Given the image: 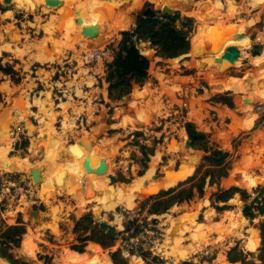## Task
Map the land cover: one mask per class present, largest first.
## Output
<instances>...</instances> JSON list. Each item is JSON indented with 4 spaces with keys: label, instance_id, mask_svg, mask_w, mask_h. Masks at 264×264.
<instances>
[{
    "label": "rangeland",
    "instance_id": "1",
    "mask_svg": "<svg viewBox=\"0 0 264 264\" xmlns=\"http://www.w3.org/2000/svg\"><path fill=\"white\" fill-rule=\"evenodd\" d=\"M75 1L61 0L55 2V6L49 7L45 5L44 1L34 0V5L30 1L28 4L22 2L21 4L5 7L2 4V0H0V60L2 64L10 63L13 65L14 70L17 72L15 77L19 80V84L16 85L11 81L10 76H2V83L0 82V135L7 136L6 138L9 139L8 150L4 154L0 152V166L5 165L4 161H13L16 164L10 173L0 169V229L5 226L15 225L19 214L26 228V233L22 236V241L18 248H12L9 245L0 243V264H64L59 257L60 255H63L64 260V255L67 256L66 264H77L76 255L70 249L72 244H76V236L72 234V227L75 220H78L86 213L91 214L92 208L98 206L97 201H91L89 198L92 196L89 191L96 193L95 189H91V184H89L90 188L84 187L81 181L75 191L71 192L72 184L71 189H66L65 191L61 183L50 186L51 199H49L43 190L42 184L39 182L38 187L36 186L37 184L31 181L28 167L38 161H42L47 156L53 157L52 161L59 166L60 164L57 161L59 151H65L71 160L75 159L76 157H73L69 151V146L79 140V138H81L79 143L82 139L87 138L90 140V142L87 141L91 145L90 148L78 147V149H82L80 156L84 157V164L91 165V167H87V170L93 174L99 162L104 160L108 170L106 173L116 177L117 182L112 186H109V180L107 181L108 185L105 187L106 191H104L107 195L118 197L120 195L119 187H121L118 183L127 186L135 182L139 177H142L139 176V172L144 171L145 175V171L149 170V165L153 164L155 159L158 160V168L152 173V177L156 176L158 179L152 181V177L150 178L151 187L149 189L153 187L159 189L163 183H173V186H175L178 184L175 179L165 178L167 172H171L181 165L187 166L190 160H194L193 166L196 161L200 164L203 153L190 150L185 146L187 140L184 131L185 122L193 123L199 131L209 135L211 142H214L223 152L230 154L231 168L228 171V179L234 169L244 167L251 161V158L255 160V168H250L247 172L249 177L253 180L255 179L254 183H248L241 188L238 187L245 190L251 199L256 196L258 186L264 188V126H260L259 121L257 129L252 130L255 120L258 119L255 117L258 112L255 110L256 106L261 104V102L264 103V90L258 88L260 86L258 83L255 89L261 90L263 95L255 101L251 100V98L248 99L249 103L244 105L248 107V111L243 112L239 107L240 98L243 102V97L250 95V91L247 88L250 86V79L255 81L257 79L263 81L264 79V72L255 70L254 68L256 67L251 62V59L255 57L252 53L253 48L259 45L264 46V0L261 5L258 2L255 3L254 0H220L221 9H225L227 6L226 14L223 15L220 12L217 16L219 18L217 21L216 18L212 19V17L204 19V23L210 25L207 27H212V23L219 27L225 24H240L237 26L238 30L242 28L239 32L244 29V26L248 28L247 37L241 41H235L234 44L247 48L242 49V59L247 60L244 67H240L239 61L234 63V65L238 66L235 68L230 67L232 65L225 60L222 63H214L215 61H221L220 54L222 50H219L217 52L218 55L216 54L215 57L212 55L205 57L207 63L220 65L219 75L223 74L225 77H232L225 79V82H222V80L220 83H216L222 78L217 73L210 72L209 74L215 77V81L211 78L209 85V74L204 75L203 73L205 72L195 73L194 68H192V70L186 71H194L193 75L189 74L193 78H182L181 86L173 85L171 89L162 84L161 89H163V92L161 91L162 93H160L157 90L156 81L152 78L153 60L150 57L151 53L144 51L146 46L143 45L144 42H141L139 49L142 55L150 62L148 71L150 77L142 87L134 86L132 92L123 99L115 103H111L107 99L108 105L102 108L98 107L101 110L99 113L95 111L98 114L97 117H91V113L94 111H87L89 120H93L95 124H116L112 127L115 129H109L106 134L102 132V135L100 134L99 136H97L98 129H100L98 126V128L93 130L94 133L97 130L94 135L95 138L88 135L90 130L87 129L85 132L81 131L80 128L73 127L77 120H73L67 114L69 105L64 103V100H69L73 103V95L66 98L62 97L61 92L68 87L64 85V82L71 80L78 82L81 80L80 84H84V87H91V84H94L93 88L96 96L104 93V89L107 87H105L98 76H103L101 70L104 67L105 78L106 57H104L103 63H98V65L96 63L90 65L82 64L81 57L84 52L93 49L96 43L98 48L94 49H99L104 53L109 51L113 56L111 43L107 45L106 41L115 32L126 30L128 24H124L123 20L113 21L116 18L114 15L113 18H110L112 21L110 19H101L99 16L96 23L89 24L86 22L79 25L77 21L82 12L79 10L80 8L76 7L78 2ZM96 1L108 2L109 0ZM203 1L206 0H196L194 3L178 0V3L175 4L174 12H179L181 20L192 18L185 14L190 9L185 8L192 7L193 9L199 5V2ZM138 2L139 0H135L129 6L130 12L135 10ZM144 2L159 4V0H145ZM111 3H118L117 6L123 4H120L117 0L111 1ZM127 3H129V0H127ZM106 5L110 8L108 4ZM143 7L144 5L139 10ZM3 9H6V11L3 12ZM110 10L114 11L113 9ZM54 15L56 17L52 18ZM125 18H127V14ZM83 20L86 19L83 18ZM94 24L99 26L98 34L92 37L85 36L86 38L82 36L81 32L85 29V26ZM179 24V22L176 23L177 26ZM102 25L108 27V32L105 36L100 34ZM198 25L194 19L195 31L193 35L196 33ZM201 26L205 30V26ZM123 27L124 29H122ZM212 28L208 32L202 33L199 41L200 50L204 48L205 43L206 50L209 51V42L207 43L206 39L208 38L207 34H211ZM99 42L100 44H98ZM19 53H22V55ZM190 59L199 60L195 54H191ZM195 64L196 66L198 65L197 62ZM186 71H181L180 74L185 75ZM237 75H242V78L237 79L234 77ZM245 76L247 77L245 78ZM8 81L11 83H8ZM230 81H235L234 84H237L236 88H238L240 83L238 91L242 92L240 94L231 92L236 105L230 113L225 114L223 112L224 108L220 104L209 103L210 107L202 105L201 101L204 99L197 98L198 95L204 94L208 101L217 94L227 92V83ZM31 88H33L34 93L29 97L27 90ZM35 91H39V94L35 93ZM170 91L175 92L178 101H175V97L171 95L172 102L168 99L170 103L167 104L163 102L164 98L162 96ZM253 95L252 93L251 96ZM100 99L101 97L99 98L98 96L95 102L97 104L103 103ZM184 103H187L188 108L183 106ZM26 105L29 106L27 110L24 107ZM214 105H220V107ZM76 111L74 109V112ZM9 115L11 117L6 123ZM119 115L126 116L118 124L119 120L117 117ZM246 116H250L251 119L244 122ZM46 131L51 136L46 141H43L42 137L44 136L42 134ZM137 133L140 135L136 136L135 134ZM26 140L28 145L24 148L23 145ZM141 146L153 147L154 149L153 156H149V161L144 162L145 170H143L141 163L143 158ZM165 149L169 155L164 154ZM38 150L43 152L42 159L30 160V155ZM20 151H24L26 156L20 157ZM44 165L45 163L41 166H36L44 169L43 167L46 168ZM69 173L73 174L71 171ZM120 177H123L128 183L120 181ZM237 178L240 179L241 176H237ZM224 179H220L218 187L205 186L202 198L195 197L188 203L175 205L160 216H148L146 209L140 210L139 207V203L143 200L142 198L145 199V197L153 193L148 194L146 192L145 196L136 197L132 207L117 203L112 210L102 213L103 221L117 227V236L113 247H111L112 249L101 250L99 246L88 243L82 254H84V257L91 258L92 264H106L107 262L112 264L110 253L119 249V240L124 243L125 240L129 239V235L125 234L124 225L135 220L133 226L138 228L137 235L140 236V248L135 253V250L133 248L130 249L129 245L128 247L123 246L125 248L122 249L120 255L127 264H180L183 261H190L194 264H227L224 261L226 258L224 252L228 251L227 248L233 247L236 242L246 255V261L258 264L256 260L260 247L258 226L262 217H259L256 212L253 220L241 217L244 202L240 200L239 194L234 195L233 199L227 203L230 208L229 211L217 212L214 208L213 196L220 190L228 188L222 184ZM226 181L225 184H227ZM45 182L44 184L46 185L52 183L48 180ZM85 183L88 184L90 182L85 179ZM60 189L63 192L59 194ZM109 190L113 192L108 193ZM63 193L70 195L71 198ZM55 195L57 196L55 197ZM98 195H101V192ZM82 196L84 198L87 197L79 199ZM95 199L97 198L94 196ZM28 205H32L33 208L39 207L43 216L48 217L49 220L45 221L43 219L38 226L34 229L31 228L24 214V210ZM91 217L94 223L97 224L99 222L92 215ZM183 217L190 219V221H185L186 225H182L181 236L183 235V237L180 238L181 246L185 248L192 247L196 250L190 257L175 262L170 260L164 253L157 252V247H160L166 241L171 243L175 239V236H170L166 240V234H170L165 232L168 218L181 220ZM153 220H157V223H153ZM191 222L192 224H190ZM220 222L223 225L221 231L218 226H214V224ZM116 223L121 228L118 229ZM204 225L206 227L204 229L206 232V234L204 233L205 236L197 243H194L193 231L201 226L204 227ZM253 225H255V228ZM177 229H180V226H177ZM27 242L28 244L32 242V246H35L36 253L34 255H27L23 252ZM89 248H94L97 251L98 256L94 262L93 256L90 257L87 253ZM140 253L145 260L143 257L141 261L138 260Z\"/></svg>",
    "mask_w": 264,
    "mask_h": 264
},
{
    "label": "trees",
    "instance_id": "2",
    "mask_svg": "<svg viewBox=\"0 0 264 264\" xmlns=\"http://www.w3.org/2000/svg\"><path fill=\"white\" fill-rule=\"evenodd\" d=\"M119 1H122L120 3H124L122 6H125L128 10V5H126L127 0ZM175 1L177 2L178 0ZM184 1L190 2V0ZM142 3L143 0H139L135 10H139ZM148 5V3H145L144 7L135 14V27L132 31H120V39L111 43L113 56L112 60L106 63L104 78L107 84V99L110 101L116 102L123 99L132 92L134 86L142 87L150 77L148 73L150 62L144 55L140 54L134 42L147 43L148 49L154 51V57L162 60L177 59L189 54L191 45L194 53L200 51L199 41L202 33H206L212 28L205 26L204 30V27L199 25L196 33L193 35L195 31L194 19L184 18L181 20L180 14L177 11H175L172 16L168 17H165L160 12H154L152 17L147 18L143 16V12L144 8ZM5 11L6 9H3V12ZM177 22L180 23L179 26L176 25ZM204 48H206L205 43ZM208 49L209 51L212 49L209 43ZM193 72L194 71H186L185 75L192 74ZM16 74L17 72L14 70L13 65L10 63L2 64L0 60V82L2 76H10L11 81L18 85L19 80L15 77ZM234 77L242 78V75ZM207 102L211 104H220L230 110H234L235 108L232 93L230 91L217 94L211 97ZM120 117L123 119L125 118V116L119 115L117 119ZM260 118L261 116L255 120L252 130L257 129ZM184 131L187 139L190 141L191 149L203 153L201 163L194 169V167H196L195 164L193 166L194 160H190V163H187L186 166L188 168L187 172L181 173V180L187 178L186 180L179 182L173 188L170 187L167 190H161L148 199L142 200L139 203L140 210L146 209L148 216H160L175 205L188 203L195 197L202 198L205 186L218 187L220 179L228 177V171L231 168L230 154L223 152L214 142H211L209 135L199 131L193 123L185 122ZM135 135L139 136L140 134L137 133ZM27 145L28 141L26 140L23 145L24 148H26ZM153 152V147L141 146V153L143 155L141 163L143 170L146 169L144 162L149 161V156H153ZM143 175L144 171L139 172V176ZM119 180L128 183L123 177H120ZM256 191V196L251 199L250 195L245 190L235 186L230 187L216 193L213 196V202L215 204V210L217 212H223L230 209L226 204L233 199L234 195L239 194L240 200L244 202V206L241 210L242 216L245 219L253 220L254 213L256 212L259 217H262L258 226L260 247L256 260L258 264H264V188L258 186ZM134 221L124 225V230L128 231L130 226L134 225ZM25 233L26 228L19 214L15 225L5 226L3 229H0V243L9 245L12 248H18L21 244L22 236ZM72 234L76 236V244H72L70 249L74 251L78 260L84 259V254L82 253L88 242L95 243L99 245L101 249L107 250L113 247L115 236L117 235L108 236L104 232H101L98 229V223L96 224L93 222L90 213H86L78 220L74 221ZM134 234H138L137 227L134 229ZM28 242L25 244L23 252L27 255H34L36 253L35 246H32V242H30L31 244H28ZM246 249L248 250L247 247ZM109 256L112 264H127L121 257L120 251L112 252ZM64 257L67 262V256L64 255ZM226 261L231 264H254L246 261V255L239 248L237 242L226 252ZM106 264H108V262ZM180 264L194 263L183 261L180 262Z\"/></svg>",
    "mask_w": 264,
    "mask_h": 264
},
{
    "label": "bare ground",
    "instance_id": "3",
    "mask_svg": "<svg viewBox=\"0 0 264 264\" xmlns=\"http://www.w3.org/2000/svg\"><path fill=\"white\" fill-rule=\"evenodd\" d=\"M30 1H31V4L34 5V0H11V3H12V5L13 4H21L22 2L28 4V3H30ZM37 1H42L43 2L44 0H37ZM58 1H61V0H55V2H58ZM111 1H114V0H109L108 2L96 1V0H76L75 2L79 3V5L77 3L76 7L80 8L79 10L82 12V14H81V12L78 10L81 15L79 16V19H78L77 23L79 25L84 24L86 22L89 23V24L90 23L93 24V23L97 22V20L99 19V16H100L101 19L108 20L110 18H113L114 15H115V16H118V17L121 16L122 19H120V20H123L124 24H128V21H126L127 18H125V16L127 14V11H129V7H128V10H127V8L125 6L124 7L122 5L121 6H117L118 3L117 4H113V3H111ZM134 1L135 0H129V3H130L129 6L131 4H133ZM190 1L193 2L194 0H190ZM230 1H234V0H230ZM117 2L120 3L119 0H117ZM254 2L255 3L258 2L261 5L263 3V0H254ZM207 3H208V5H206L207 7H205L204 11L200 12L201 14L199 13V11L196 12V13H194V12L192 13L193 10L191 11V13H188L189 17L196 18L197 20H199L201 22V25H204V26H210V25H206L204 23V19L206 17H212V19L215 18L214 15H215L216 12H218L217 9L221 8L220 7L221 6L220 0H214V1L208 0ZM2 4H3V0H2ZM39 4H41V3H39ZM106 4H108L110 8H108ZM55 5L56 4H54L53 6H55ZM110 9H113L114 11H112ZM55 17H56L55 15L52 16V18H55ZM83 18H85L87 21L83 20ZM110 21H112V19H110ZM113 21H115V20H113ZM213 26L214 27L212 28L213 30H212L211 34H207L208 38H207V35H206L207 42H209L211 47H213V49H211L210 51L213 50L215 52H218L219 50H223L225 46L234 45L235 44V41L233 42V41H227L226 40L227 35H231V34L236 32V30L234 28L227 29V28H224V27H219L218 25H215V24H213ZM122 29H124V27ZM240 29H242V28H240ZM84 30H87L88 36L92 37V36L98 34L99 26H97L96 24L87 25V26H85ZM111 33H112V31H111ZM109 37H110V35H109ZM98 44H100V42ZM101 44H103V43L101 42ZM97 46L98 45L96 43V46L93 47V49L94 48H98ZM203 51L204 52H210V51L206 50V48H203L200 51H198L197 53H202ZM192 53H194L193 49H192ZM197 53H194V54L196 55ZM19 54L22 55V53H19ZM253 63H254V65H256L259 68H260V66L264 65V51H263L262 55H260V56H258V57L253 59ZM226 66H229V65H226ZM258 82H260V86L258 88H261L262 90H264V83H263L264 79H263V81H258ZM231 89H233L235 91L239 90L236 87H231ZM253 94L254 95L251 96L250 98H251V100L253 99L255 101V100H258L261 95H263V92L261 90L255 89ZM24 107H26V110H27V108L29 106L26 105ZM240 109L243 112L248 111V107L247 106H243ZM119 119H120L119 122L121 123L123 118L120 117ZM249 119H251V117L250 116H246L245 119H244V122L248 121ZM99 127H100V129H98V132H97V130L95 131V133L97 132V136H99L103 132L102 131L103 128H105L102 123L99 124ZM0 134H1V131H0ZM42 136H44V137H42V140L46 141V139H48L49 136H51V134H49V132L46 131L45 133L42 134ZM6 137L7 136L0 135V140L2 142V144L0 145L1 154H4L8 150V147H9V139L6 138ZM87 141L90 142V140L87 139V138L86 139H82L81 142L78 143V144H75L74 147H72L73 144L69 146V151L71 152V155L73 157H76L75 159L73 158L71 160L70 158H68V159L63 160V161L57 159L58 163L60 164L58 166L56 163H54L52 161L53 157L47 156L42 161H38V162L34 163L31 167H29V171L31 169H39V170L42 171V173H41V175L39 177L40 178L39 182H40V184H42V187L44 188L43 190H44L46 196L49 197V199H51L50 186H52V185H59V184L62 183V186L64 188L63 190L66 191V189L67 190L71 189V184H72V191L71 192H73V191L76 190L77 186L81 184V181L83 182L84 187L86 186L87 188L88 187L90 188L89 184H91V189L92 188H93V190L95 189L96 193L94 191H89L90 194L92 195L89 198H90L91 201H97V205L99 207L95 206V207L92 208V210L96 212V219H99V218L103 217V214H102L103 212H107L108 210H112L113 207L117 203H120V204L122 203L123 205H125L127 207H132L134 205V200H135L136 197L138 198L141 195H142L141 197H143L147 193L148 194L149 193H156L160 189L166 190V189H168V188L173 186V183H166V184L163 183L161 188H159V189L158 188H154V187L149 189L151 187L149 180L152 177V173H154L155 169L158 168V166H157L158 160L155 159L153 161V164L149 165V170L146 171L145 175H143L142 177H139V179L136 180L135 182H133V183L127 185V186H124V184L118 183L121 186V187H119L120 188V193L119 192L118 193L120 195L118 197H116L114 195H107L106 192L104 193V191H106L105 187H107V185H108L107 181H108V176L110 174L105 173V174L97 177V176L93 175L94 173L92 174L91 171L85 170L84 167H83L85 159H84L83 156H80V153L82 152V149H78V147L79 146H84V147L90 148L91 145ZM164 151L166 152L165 153L166 155H169V153H168V151L166 149ZM25 156L26 155H21L20 157H25ZM251 156H253V155H251ZM255 159H256V157H255ZM254 161L255 160H253L251 158L250 162H248V160H247L248 163L244 167H242V168L240 167V168L234 169V171H232V173H231L232 175H230L229 179L227 178L228 180L227 179L223 180V183H222L223 186L226 185L228 188L231 187V186H235V187H240L241 188V187H243L244 185H246L248 183H250V184L252 182L254 183L255 179L253 180L251 177L248 176V173H247L250 168H255L254 167V165H255ZM44 163H45L44 166H46V168L43 167L44 169H41L42 167L40 168L39 166L43 165ZM4 164L5 165L0 166V169L1 170H6V172H8V173L12 172L13 169L15 168V166H16L15 162H13V161H4ZM36 165H39L38 166L39 168ZM67 165H70L71 168L67 169V167H66ZM89 166L91 167V165H87L86 164V168L89 167ZM72 167H74V168H72ZM72 169H74V170H72ZM187 169L188 168L186 166L181 165L178 168H176L175 170L171 171L173 173V176H174L173 179H175L176 182H180V181L183 182V180H181V173H186ZM61 171H64L65 173L68 174L66 176L67 178L65 177L64 179H56L58 173L61 172ZM69 171H71V173L73 172V174H70ZM168 173L169 172H167V174ZM0 174H1V171H0ZM167 174H165V176ZM237 176H241V178L239 179V178H237ZM85 179H88V182H90V183L86 184L85 183ZM157 179L158 178L156 176H153L151 178L152 181H156ZM46 180H48L49 182H52V183H49L48 185H46V184H44V183H46L45 182ZM184 180H186V179H184ZM225 181L227 182V184H225ZM146 189H149V190H146ZM244 189H245V187H244ZM99 192H101V195H98ZM112 192H113L112 190L108 191V193H112ZM94 196L97 199L94 200ZM85 198H84V196H82V198H79V199H85ZM79 199L77 198V200H79ZM87 200H89V199H87ZM228 218L230 219L229 216H228ZM185 221H190V219H187L186 217H183L181 220L177 219V218L176 219L168 218V221H167L168 224L165 225L166 226L165 227V232L166 233L169 232L170 234H166V238H167L166 240H168L170 238V236H175V239H173V241H171V243L166 241V243L164 242L165 244L163 243V245H161L160 247H157V252L164 253L166 256L169 257L170 260L175 261V262L190 257L192 254H194V252L196 250V249L194 250V248H192V247L185 248L184 246H181V239L180 238L183 237V235L181 236V231H182V225H186ZM190 224H192V222ZM215 225L219 227L220 231L222 230V228H223L222 226L223 225L221 224V222L218 223V224H214V226ZM117 226H118V229L121 228V226L119 224H117ZM177 226H180V229H177ZM218 227H216V228H218ZM205 228L206 227L204 225V227L201 226V227H199V229H195V231H193L192 237L194 236V238H193L194 239L193 240L194 243H197L198 241H200L205 236L204 235V233L206 234V232L204 231ZM189 231H190V229H189ZM256 234H258V233L256 232ZM256 242H257V238H256ZM197 250H198V247H197ZM87 253H88V255L90 257L93 256L92 259L94 258L93 259V262H94L96 260L97 256H98L97 251L94 248H89L87 250ZM59 257L62 259L63 263L66 264V261L64 260L63 255H60ZM77 264H92V260H91V258H88L87 256H85L83 260L77 261Z\"/></svg>",
    "mask_w": 264,
    "mask_h": 264
},
{
    "label": "crops",
    "instance_id": "4",
    "mask_svg": "<svg viewBox=\"0 0 264 264\" xmlns=\"http://www.w3.org/2000/svg\"><path fill=\"white\" fill-rule=\"evenodd\" d=\"M145 1V0H144ZM143 1V3H142V5H144V2ZM207 1L208 0H206V1H203V2H199V5H197L195 8H193L192 9V7H191V9L190 10H188L185 14L188 16V13H191V11H192V13L194 12V13H196V12H198L199 11V13L200 12H202L204 9H205V7H207V6H205V4H207ZM194 2H196V0H194L193 1V3ZM124 4V3H123ZM129 4L130 3H126V5H128V7H129ZM151 4H153V5H157V6H159V4H156L155 2L154 3H151ZM141 5V6H142ZM198 9V10H197ZM216 9V8H215ZM226 9H227V6H226V8L225 9H217L218 10V12H216L215 13V18H216V20L217 19H219V18H217V16H218V14L221 12L223 15H225L226 14ZM139 10H132L131 12L129 11L128 13H127V20L126 21H128V28L126 29V30H122V31H132V29L135 27V14L138 12ZM201 14V13H200ZM196 15V14H195ZM120 19H122V17L121 16H116V18H115V21L117 22L118 20H120ZM196 21H197V23L200 25L201 24V22H199V20H197L196 18H194ZM213 24V23H212ZM211 24V26L212 27H214L213 25ZM198 25V26H199ZM238 25H240V24H233V25H227V24H225L224 26H222V27H224V28H227V29H231V28H234L235 30H236V32L238 33L239 32V30L237 29V26ZM198 28V27H197ZM121 30H119V31H117V32H115L114 33V35L108 40V41H106L107 42V45H110V43H113L114 41H116V40H119L120 39V36H119V32H120ZM108 32V27L106 26V25H102L101 26V36H105L106 35V33ZM235 32V33H236ZM241 32V31H240ZM193 36V35H192ZM192 36H191V38H192ZM247 37V36H246ZM245 37V38H246ZM239 41H241V40H239ZM190 45H191V39H190ZM96 46V45H95ZM145 46H146V48L144 49L145 51H149L150 53H151V55H150V57H151V60H153V70H152V75H153V77H152V75H151V77L156 81V83H157V90L160 92V93H162L163 92V89H161L162 87H161V85L162 84H165V86L168 88V89H171L172 88V86L173 85H177V86H181V84H182V78H188V77H192V75L194 74H192V75H183V74H180L181 73V71H186V70H192V68H194V71H195V73L196 72H205V73H203L204 75H207V74H209L210 72H213V73H217V75H219L220 73H219V68H220V65L219 64H217V65H214V63L213 64H209V63H207V65H206V67H205V69L204 70H199V68H198V65H199V60L198 61H196V59H190V55L191 54H193L192 53V45H191V48H190V53L189 54H187L186 56H183V57H179V58H177V59H167V60H162V59H160V58H157V57H154V51L152 50V49H148V44H146L145 43ZM237 47H239L241 50L242 49H247V48H244V47H242V46H240V45H238ZM104 56L106 57L105 58V63H109L111 60H112V55L109 53V51L108 52H105L104 53ZM259 55H257V56H255V57H253L252 59H251V62H252V64H253V59L254 58H256V57H258ZM198 63V65L196 66V64L195 63ZM174 63H175V65H174ZM98 65V64H97ZM230 67H233V68H235V67H238V66H236V65H232V66H230ZM254 67H256V68H254L255 70H257V71H259V72H264V65L263 66H260V68L259 67H257L256 65H254ZM103 68V69H102ZM101 69V73L103 74V76H98V78L99 79H101V81L103 82V84L105 85V87H107V85L105 84V81H104V67H102ZM262 68V69H261ZM228 69V68H227ZM219 73V74H218ZM222 75V76H221ZM221 75H219L220 76V78H222V79H219L216 83H220L222 80V82H225V79H229V78H232V77H225V75H223V74H221ZM209 77H208V80H209V85H210V80H211V78L215 81V77L214 76H212L211 74H209L208 75ZM212 76V77H211ZM218 76V77H219ZM247 76H245V78H246ZM193 78V77H192ZM11 79V78H10ZM170 79H172L171 81H170ZM238 79V78H237ZM217 80V79H216ZM81 81V80H80ZM80 81H78V82H75V81H66V82H64V85H66V86H68L65 90H63L62 92H61V94H62V97H66L67 98V96H72L73 95V103H71L69 100H64V103L65 104H68L69 106H68V108H67V114L68 115H70L71 117H72V119L73 120H77L78 118H80V116L82 115V116H84V118H86V120L90 123V125H89V128H88V130H90V132L88 133V135H90V136H92L93 138H95L94 137V135H95V133L93 132V130L94 129H96L98 126H99V124L98 123H96L95 124V122L93 121V120H89V114L87 113V111L88 110H91V111H94V112H92L91 113V117H97L98 116V114L97 113H95V111L96 112H100L101 110H100V108H98V107H104V106H107L108 105V100H107V96H106V88L104 89V93L103 94H98V96H99V98L101 97V99L100 100H102L103 101V103H96L95 102V100H96V98L98 97V96H96L95 95V89L93 88V86H94V84H91L92 86L91 87H88V86H85L84 87V84H80L81 82ZM250 81H251V83H250V86L249 87H247L248 89H249V91H250V95L248 96V97H243L244 99H243V102H242V99L240 98V100H239V103H240V105H239V107L240 108H242L245 104H248V103H244V100H248L249 98H250V96L252 95V93H254V91H255V88H257L256 87V84H257V82L258 81H260V80H253V79H250ZM2 83V82H1ZM8 83H11L10 81H8ZM235 83V81H230V82H228L227 83V90L226 91H230V92H232V93H238V94H240V93H242V92H240V91H235V90H233V89H230L231 87H236L237 86V84H234ZM233 84V85H232ZM9 85V84H8ZM82 86H83V88H82ZM217 87H219V86H217ZM238 88H239V84H238ZM162 91V92H161ZM27 93H28V96L29 97H31V95L34 93V90H33V88H31V89H29V90H27ZM35 93H38L39 94V91H35ZM74 93V94H73ZM79 93V94H78ZM1 94V93H0ZM164 94V93H163ZM167 95V96H166ZM171 95H172V97H175V101H178V99H177V95L175 94V92L174 91H170V92H167V94H164L163 96H162V98H164V101L163 102H166L167 104H169L170 102H172V98H171ZM175 95V96H174ZM201 98V99H204L203 101H201V103H202V105H207L208 107H210V105H209V103L207 102V100H206V96L204 95V94H202V95H198L197 96V98ZM168 99H170V102L168 101ZM33 101V100H32ZM234 101V100H233ZM262 103V102H261ZM256 104V103H255ZM236 105V102L234 101V106ZM214 106H217V107H220V105H214ZM222 108H224L223 109V112L225 113V114H227V113H230L232 110H230V109H227L225 106H222ZM74 109H76L77 111L76 112H74ZM128 112H130V111H128ZM126 116V115H125ZM11 116L9 115V117H8V119H6V123H8V120H9V118H10ZM227 117H229V116H227ZM255 117H257V114H255ZM2 118H3V116H2ZM118 120H120V119H118ZM118 123H120L119 121H118ZM95 124V125H94ZM94 125V126H93ZM103 125L105 126V128H104V130H103V134H106V132H108L109 131V129H115V128H112L113 126H115L116 124L115 123H110V125H107L106 123H103ZM108 127V128H107ZM92 128V129H91ZM82 131V130H81ZM80 132V131H79ZM86 132V131H85ZM102 135V134H101ZM82 137H83V135H81ZM29 167H31V165H29ZM28 167V168H29ZM67 167V169L68 168H71V166L70 165H67L66 166ZM72 168H74V167H72ZM72 170H74V169H72ZM71 170V171H72ZM76 171V170H75ZM226 179V178H225ZM161 181H163V180H161ZM162 186V185H161ZM39 187V186H38ZM173 187V186H172ZM61 191L59 192V194L61 193V192H63V190L62 189H60ZM64 194V193H63ZM58 195V194H57ZM57 195H55V197L57 196ZM64 195H67V194H64ZM67 196H69L70 198H71V196L70 195H67ZM38 197H39V195H38ZM39 199H40V197H39ZM41 200V199H40ZM42 201V200H41ZM43 202V201H42ZM227 205V204H226ZM226 211H229V210H226ZM223 212H225V211H223ZM242 214V213H241ZM236 215H239V214H236ZM241 217H243V216H241ZM243 220H244V218H243ZM218 224V223H217ZM88 243H91V244H93V245H96V246H99V245H97V244H95V243H92V242H88ZM99 248H100V246H99ZM101 249V248H100ZM112 249V248H111ZM230 248H227V250H229ZM102 250V249H101ZM247 251V250H246ZM227 252V251H226ZM226 252H224V254L226 255ZM224 258H225V256H224ZM77 261H81V260H78L77 259ZM224 261H226V258H225V260ZM226 263L227 264H231V263H229V262H227L226 261ZM236 264H239V263H236Z\"/></svg>",
    "mask_w": 264,
    "mask_h": 264
},
{
    "label": "water",
    "instance_id": "5",
    "mask_svg": "<svg viewBox=\"0 0 264 264\" xmlns=\"http://www.w3.org/2000/svg\"><path fill=\"white\" fill-rule=\"evenodd\" d=\"M238 1V0H236ZM44 3L46 6L52 7L55 4V0H44ZM159 6L153 5V4H149L148 6H146L144 8V12H143V16L144 17H152L154 15V12H160L162 15H164L165 17L168 16H172L174 14V7H175V0H160L159 1ZM3 5L5 7H9L12 5L11 0H3ZM183 6H185V4H183ZM185 9H191V8H185ZM247 31L248 28L246 26H244V29L241 32H236L233 33L231 35H227L226 40L227 41H239L244 39L247 36ZM82 36H88L87 30H82ZM85 37V38H86ZM145 46V43L143 44ZM264 50V46L263 45H259L256 48H253V54L254 55H259L263 52ZM217 54V52L215 51H210V52H202V53H197L196 54V58H199V65L198 68L199 70H204L207 62H206V56L208 55H212L215 57V55ZM221 61H215L214 63H222L223 60L227 61L230 65H234L235 62L239 61L240 67H244V65L247 63L246 59H242V50L237 47L236 45H228L225 46L224 49L221 52ZM260 85V82H257ZM111 103H115V101H110ZM244 103H249L248 100H244ZM81 138H79L80 140ZM79 140H77L76 142L73 143L72 147H74L75 144L79 143ZM185 146L191 150L190 147V141L187 139L185 142ZM166 152H164L165 154ZM19 155H26V153L24 151H20ZM43 157V152L41 150L36 151L34 154L30 155V160H35V159H39L41 160ZM57 158L59 160H66L69 158L67 152L65 151H59L57 154ZM199 165V162H195V166L197 168V166ZM83 167L85 170H87L86 168V164H83ZM195 168V169H196ZM107 165L106 162L104 160H101L99 162V164L96 166L95 170H94V174L95 175H103L107 172ZM42 171L39 169H31L29 171V175L31 178V181L34 184H37L36 186H39V177L41 175ZM194 173V172H193ZM68 174L65 173L64 171H61L58 173L56 179H64ZM167 179H173V173L169 172L166 176ZM187 179V178H186ZM108 180H109V186H112L113 184H115L116 181V177L113 175H109L108 176ZM184 181V180H183ZM182 182V181H180ZM179 183V182H178ZM177 185V184H176ZM175 185V186H176ZM173 186V187H175ZM171 187V188H173ZM161 190L164 189H160L158 190L156 193L153 194H149L147 197L142 198L143 200L148 199L150 196L157 194L158 192H160ZM167 190V189H166ZM24 214L27 217L28 221H29V225L31 228H35L36 226H38V224H40V222L44 219L45 221L49 220L48 217L43 216L42 211L39 209V207L33 208L32 205H28L25 210H24ZM91 215L93 216V218L96 219V212L95 211H91ZM98 220V229L101 232H104L106 235L108 236H114L117 233V227L114 225H110L109 223L105 222L102 220V218L96 219ZM153 223H157V220H153ZM253 227L255 228V225H253ZM259 251V249H258Z\"/></svg>",
    "mask_w": 264,
    "mask_h": 264
},
{
    "label": "built area",
    "instance_id": "6",
    "mask_svg": "<svg viewBox=\"0 0 264 264\" xmlns=\"http://www.w3.org/2000/svg\"><path fill=\"white\" fill-rule=\"evenodd\" d=\"M136 48L139 50L140 54H142L141 50L139 49L140 43L141 42H134ZM145 51V50H144ZM104 52L99 50V49H89L86 52L83 53L82 57H81V63L85 64V65H90L92 63H103L104 61ZM183 106L185 108H188L187 103H184ZM256 111H258L257 114V118H259V116H261L260 118V126H264V103L258 104L256 106ZM62 124V123H61ZM90 123L86 120V118H84V116H80V118L77 119V121L75 122L73 127H77L78 129L80 128L82 131H86L89 128ZM77 129V130H78ZM134 229L135 227L132 225L130 226L128 231H125V234L129 235V239L125 240L124 243L122 242V240H119V249L117 251H121L123 248L128 247V245L130 246V249H134L135 253H137V249L140 248L139 245V237L137 234H134ZM117 236V235H116ZM115 236V238H116ZM115 242V241H114ZM125 246V247H123ZM126 253V252H123ZM124 255V254H123ZM135 257V256H133ZM142 255L140 253L138 260L141 261L142 259ZM143 259L145 260V258L143 257Z\"/></svg>",
    "mask_w": 264,
    "mask_h": 264
}]
</instances>
